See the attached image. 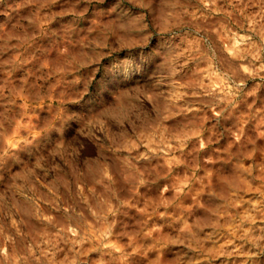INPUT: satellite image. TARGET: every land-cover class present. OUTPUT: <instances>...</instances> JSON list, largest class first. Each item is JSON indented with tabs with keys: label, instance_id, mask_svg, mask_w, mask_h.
I'll return each mask as SVG.
<instances>
[{
	"label": "rangeland",
	"instance_id": "374dc122",
	"mask_svg": "<svg viewBox=\"0 0 264 264\" xmlns=\"http://www.w3.org/2000/svg\"><path fill=\"white\" fill-rule=\"evenodd\" d=\"M119 3L70 41L46 18L68 9L0 8L4 158L138 46L142 20L174 41L149 83L0 180V264H264V0Z\"/></svg>",
	"mask_w": 264,
	"mask_h": 264
},
{
	"label": "clouds",
	"instance_id": "9594fccd",
	"mask_svg": "<svg viewBox=\"0 0 264 264\" xmlns=\"http://www.w3.org/2000/svg\"><path fill=\"white\" fill-rule=\"evenodd\" d=\"M6 2L7 0H0V8H4ZM142 2L150 11L149 5L153 0ZM28 3L44 8L49 14L52 13L53 6L68 9L46 17L55 20L57 27L55 33L49 29L48 39L60 37L70 41L74 36L80 35L81 25H87L92 17L111 15L116 8H119L117 15H126V6L119 3V0L115 3L111 0H28ZM34 23V19L29 21L30 25ZM117 27L121 25L117 23ZM138 33L142 37L138 46L128 48L121 45L112 55L102 57L98 65L89 69L90 72L94 70L95 76L90 90L78 102L65 105L59 115H55L56 109H53L52 117L47 113L43 114V120H52L45 132L20 138L15 141L11 155L6 158L0 155V180L5 179L9 171H15L41 154L48 153L59 139L75 135L82 124L87 129L85 121L100 112L112 100L117 89L151 81L162 55L174 41L152 20H142L138 25ZM83 134L82 132L81 135ZM85 154H92L90 147L85 149Z\"/></svg>",
	"mask_w": 264,
	"mask_h": 264
}]
</instances>
